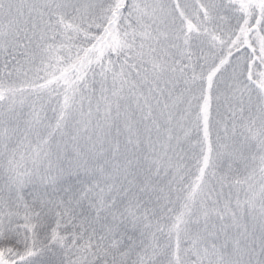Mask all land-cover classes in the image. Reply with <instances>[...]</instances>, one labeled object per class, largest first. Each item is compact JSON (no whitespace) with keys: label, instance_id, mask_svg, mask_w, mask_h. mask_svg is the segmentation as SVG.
I'll list each match as a JSON object with an SVG mask.
<instances>
[{"label":"snow or ice","instance_id":"6c2138e0","mask_svg":"<svg viewBox=\"0 0 264 264\" xmlns=\"http://www.w3.org/2000/svg\"><path fill=\"white\" fill-rule=\"evenodd\" d=\"M0 264H264V0H0Z\"/></svg>","mask_w":264,"mask_h":264}]
</instances>
